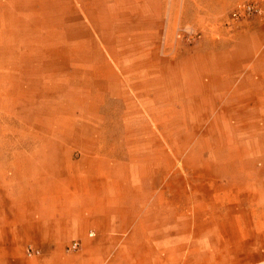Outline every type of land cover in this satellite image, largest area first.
Wrapping results in <instances>:
<instances>
[{"label":"rangeland","instance_id":"rangeland-1","mask_svg":"<svg viewBox=\"0 0 264 264\" xmlns=\"http://www.w3.org/2000/svg\"><path fill=\"white\" fill-rule=\"evenodd\" d=\"M143 2L0 0V214L15 188L31 187L16 177L102 148L163 167L151 181L177 182V231L197 264H264V4L241 20L231 7L217 23L232 34L219 47L229 94L211 99L197 65L183 64L193 72L177 83L194 92L168 111L157 102L162 69L205 53L211 24L190 15L194 26L169 29L174 15Z\"/></svg>","mask_w":264,"mask_h":264},{"label":"crops","instance_id":"crops-1","mask_svg":"<svg viewBox=\"0 0 264 264\" xmlns=\"http://www.w3.org/2000/svg\"><path fill=\"white\" fill-rule=\"evenodd\" d=\"M143 1L153 14L174 15L169 29L194 26V15L205 17L212 30L207 32L210 48L205 53L195 49L164 65L159 108L177 111L180 95L194 92L177 83L193 72L182 68L187 63L197 65L196 77L206 78L202 91L211 99L229 94L233 75L219 47L231 33L228 27L216 26L221 15L243 0ZM239 36L233 35L235 41ZM161 170L128 166L97 148L57 170L16 177L15 182L26 180L31 187L15 188L1 211L0 264H197L191 236L177 231V182L149 179L151 172ZM134 172L141 176L134 177ZM74 242L79 248L69 250ZM29 246L38 253L29 256Z\"/></svg>","mask_w":264,"mask_h":264},{"label":"built area","instance_id":"built-area-1","mask_svg":"<svg viewBox=\"0 0 264 264\" xmlns=\"http://www.w3.org/2000/svg\"><path fill=\"white\" fill-rule=\"evenodd\" d=\"M263 4H264V0H254L250 3L241 5L237 10L234 11V13L232 14V17L235 20H241V19L248 17L252 14L262 12L263 11V9H262ZM78 248H79V243L74 242L71 245V247L69 248V250L76 251ZM27 252H28L29 256H32V255H35L38 253L32 247H29L27 249Z\"/></svg>","mask_w":264,"mask_h":264}]
</instances>
